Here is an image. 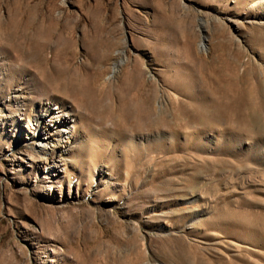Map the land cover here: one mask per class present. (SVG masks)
I'll return each mask as SVG.
<instances>
[{
	"label": "rangeland",
	"instance_id": "obj_1",
	"mask_svg": "<svg viewBox=\"0 0 264 264\" xmlns=\"http://www.w3.org/2000/svg\"><path fill=\"white\" fill-rule=\"evenodd\" d=\"M260 1L0 0V264H264Z\"/></svg>",
	"mask_w": 264,
	"mask_h": 264
},
{
	"label": "bare ground",
	"instance_id": "obj_2",
	"mask_svg": "<svg viewBox=\"0 0 264 264\" xmlns=\"http://www.w3.org/2000/svg\"><path fill=\"white\" fill-rule=\"evenodd\" d=\"M264 4V0L260 1V4ZM31 30V29H30ZM72 86L74 87V90H78V92L81 94L82 90H80L76 85L73 83ZM20 90V89H18ZM81 91V92H80ZM74 94L73 92H71ZM225 95V94H224ZM243 96V95H242ZM18 97V96H17ZM75 97V96H74ZM223 97V96H222ZM23 98V97H20ZM77 100V101H76ZM75 102L79 106L84 105V99L78 100L76 97ZM56 101L55 99H47V101L44 100H39L37 103L34 104L33 109L35 111V114L33 116V121L35 122V130L38 132L39 136L42 135V133L47 134V136L41 137L39 140V148L40 149H45V148H51L53 152H56L54 150L56 147L57 148H62L61 152H68L69 148L68 146L60 147L59 144L57 145L56 143L54 144L53 142L55 141V136H60L59 132L65 133V135H71V130L73 129V126L69 125L67 128H61V126H67L68 124H75L77 115L73 112V110L70 109V106L67 105L66 101H60L57 104L59 105L58 107L51 108L50 105ZM248 101V100H247ZM248 103V102H247ZM226 108V107H225ZM249 112L253 116H257L258 113H264V104L259 103L258 101H253L249 105ZM203 112V111H202ZM264 115V114H263ZM79 117V115H78ZM50 122V123H49ZM61 137L66 138L65 136L61 135ZM44 140L46 142H44ZM64 139L62 138V142Z\"/></svg>",
	"mask_w": 264,
	"mask_h": 264
}]
</instances>
